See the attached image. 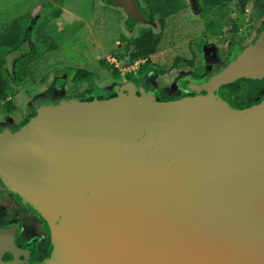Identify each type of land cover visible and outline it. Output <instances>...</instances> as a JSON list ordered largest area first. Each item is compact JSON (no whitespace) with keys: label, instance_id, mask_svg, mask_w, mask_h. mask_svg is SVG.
<instances>
[{"label":"water","instance_id":"obj_1","mask_svg":"<svg viewBox=\"0 0 264 264\" xmlns=\"http://www.w3.org/2000/svg\"><path fill=\"white\" fill-rule=\"evenodd\" d=\"M113 1L142 18L135 0ZM241 77L264 78V25L194 82L204 94L93 92L0 132L1 180L50 232L32 263L13 227L0 232V264H264V99L236 108L215 92Z\"/></svg>","mask_w":264,"mask_h":264},{"label":"rangeland","instance_id":"obj_2","mask_svg":"<svg viewBox=\"0 0 264 264\" xmlns=\"http://www.w3.org/2000/svg\"><path fill=\"white\" fill-rule=\"evenodd\" d=\"M51 1L52 0H0V33L4 31V28H7V26L16 21L22 22L25 26L26 32V37L24 39L22 38V40L17 43V47L22 44V48H14V50H10V52L5 54L6 69L13 73L17 60L29 53L32 54L33 52H37V49L39 52L37 55L41 56V54H43L41 58L39 57L38 61L35 59L37 64L40 65L39 73L42 75V79L38 82L29 79L25 88L10 86L8 88V99L13 103L11 107L8 108L3 104V100L1 101V113H12L17 119V122L11 120V125H13L14 122L18 127L23 125L25 123L24 121H28L41 104L49 102L56 103L62 100L71 99L70 97L80 99L75 95L83 89L94 90L96 87L101 93H107V91L102 89L116 90L118 86L120 87L124 84L128 86L131 84L130 80L124 78V71L128 69V67L132 68V65H129L131 63L130 57H128L130 56V53L127 52V49L129 48H120L119 54L121 56L125 55V57L123 60L116 57L117 59L115 61L113 51L116 50V47L111 46V43L108 40L107 26L104 25L103 28V23H99L96 10L93 13V7L97 9L105 7L108 11L106 8L108 5L107 0H95L94 2L93 0H71V3L68 2L59 5V8L62 7L61 16L55 20L53 19V21H51L45 28V31L56 40L59 48L50 52L48 51V41H42L43 44L39 50V42L41 39H45L40 35V33L44 31V26L42 28L41 25L45 22L44 16L46 17V15H48L49 17L52 11L58 8L52 5ZM231 3L233 4H231L227 10L228 17H231L236 21L235 29H237V36L235 38L240 42L242 41L243 46L246 47V45L251 43L258 36V32L264 25V17L256 21L254 24H251L248 21L249 11L241 12L238 10L237 0H232ZM247 8L250 9L249 6ZM30 13H32L35 20L34 23L36 24L39 21V24L41 25V28H38L39 24H36L37 26L35 27L32 26L34 33H32V30L30 31V28L28 27V24H30ZM193 14L194 13L189 9L188 14L185 15V17H179L180 20L177 34H182L184 39L179 41L178 45H183L185 48H188L187 43L189 40L192 38L199 39L198 36H200L193 24H185L183 26V22L191 23L193 19H197V15ZM92 22H94L93 26L91 24ZM231 24L226 22L224 28L228 29L232 27ZM140 26V23H138L135 31H137ZM154 26H156V24H154ZM123 39L126 40L127 36ZM230 39L231 38L225 39L222 48L227 46ZM166 50L167 47L160 48L155 55L157 56ZM110 54L112 56H110ZM108 57H111V60L115 61V65L117 64L119 68H122L121 74L118 76L114 74V70L107 63V61H109L107 59ZM102 60L106 61V65L101 63ZM79 68L90 71L91 81H75V74ZM210 69H213L212 65L210 66ZM175 73L176 72L173 71L166 75L153 77H148L146 74L136 73V83L148 87L157 85V88H161L162 90L164 87H167V85L171 86L175 83L172 81L173 74ZM62 79L64 85L61 84ZM169 92L171 91L164 89L161 91V95H169ZM88 95L90 96V94ZM160 97H162L161 99L166 98L165 96ZM21 114H24L25 116H22ZM7 130L10 129H8V126L4 121L0 122V132ZM32 222L37 227L40 225L36 220ZM26 233L29 234V230H26ZM32 233L34 234V232Z\"/></svg>","mask_w":264,"mask_h":264},{"label":"flooded vegetation","instance_id":"obj_3","mask_svg":"<svg viewBox=\"0 0 264 264\" xmlns=\"http://www.w3.org/2000/svg\"><path fill=\"white\" fill-rule=\"evenodd\" d=\"M107 2L108 5L106 6V8L109 11V21L112 26V29L108 33V40L110 41L111 46L116 47V50L113 52H116L123 47L131 48V40L140 36L142 31L144 30H151L155 34L165 36V33L167 32L166 30L169 27V35L171 36V41L174 43H170L168 47L178 45V42L184 39V37H182V34H177L178 24L180 20L179 16L180 18L181 16L185 17V15L188 14L189 9L194 13L193 15H197V19H193L191 23L183 22V26L185 24H193L197 33L200 35H197L199 39L192 38L187 43L188 48H186V52L188 53V58L192 62H184L180 66L172 68L171 70H169V72L164 74H160L159 72L154 74L155 76H161L169 74L173 71L176 72L175 74H173L172 79V81H174L175 83L171 86L167 85V87H164L162 89L171 91L169 92V95H161L162 90L161 88H157V85L148 87L142 86L143 84L139 85L136 83V73L146 74V76L148 77H153V73H151L152 71H154L153 68L149 73L148 71H140L142 65L145 64L148 57L139 58L136 61L131 62L129 65H132L133 69L131 67H128V69L124 71V78L131 81V84L128 86L132 88H144L153 92L155 91L156 96L159 100L177 99L183 96L194 95L197 93H206V91L202 89V87H204V84L200 85L203 81L200 84H195L194 82H196V80H201V78H203L204 76H208L211 73L224 68L233 58V56H235V54L237 55L238 52L242 51L245 48L242 44V41L240 42L235 38L237 36V29H235V19L228 17L227 9L231 4H233L231 3L232 1H229L228 4L225 5L219 2L216 4H203V0H183L184 8L181 12H179V16L178 13L175 12L164 18L166 22L165 28H163L161 25V14H159L160 12H157V10H154V12H152L153 9L150 0H135L136 6L142 16V18H139L137 20H134L131 17L127 10V7L124 4L115 2L113 0H107ZM247 7L245 12L249 11L250 15V9H248ZM47 20L48 15H46V17L44 16V21ZM248 21L250 22V18H248ZM34 22L35 20L32 16V13H30V24H28V27L30 28V31L32 30V33H34L32 26L35 27L37 26L36 24H39V21L36 24ZM226 22H229L230 24L232 23V27L228 29L224 28ZM138 23H140L141 26L137 29V31H135ZM250 23L254 24L255 22ZM154 24H156V26H154ZM179 35L181 38L178 41ZM126 36L128 40L123 39ZM226 38L231 39L228 41L227 46L225 48H222ZM234 43L235 47L233 46ZM1 53L2 50L0 48V56ZM110 56L112 55L110 54ZM114 57V60L116 61L117 58L115 55ZM128 57L127 59L129 60ZM107 59L109 60L107 61V63L114 70V74L117 76L121 74L122 68H119L117 64L115 65V61H112L111 57H108ZM211 65L213 66V69H210ZM118 88H122L124 89V91H127L126 84L121 85L120 87L118 86ZM94 90L83 89L81 92L79 91V93H76L75 96L79 97L81 100L89 99L91 97L88 94H92L94 91L99 97L101 93L100 90H98L96 87ZM102 90H105L108 93L114 92L115 94H117V90ZM215 92H218L225 100H227L232 106L236 108L249 107L261 102L264 99V78L256 79L252 77H241L229 83L220 85L218 90H216ZM137 93H139V91H137ZM160 96H165L166 98L161 99L162 97ZM1 101L2 100L0 99V108H2ZM8 101L10 100L8 99L6 101H3V104L6 105V102ZM22 116L25 115L23 114ZM11 120H15L17 122L15 115L8 112L4 114L1 113L0 122L4 121V123L8 126V129L14 131L18 128V125H15V122L13 123V125H11ZM0 187V232L3 233L5 232L4 230H8L12 227L14 228V242L16 244L17 251H19L18 255L21 262L32 263L42 261L47 256L50 245V232L45 227L46 222L44 218L40 214L32 211V208L29 206V204L23 203L13 191L9 190L3 183L1 178ZM35 220L40 224L38 227L32 222ZM38 228L39 230L41 228V230L39 231ZM26 230H29V234H27L28 232L26 233ZM32 232H34V234ZM3 259L6 261L13 259L12 253L9 251L5 252L3 255Z\"/></svg>","mask_w":264,"mask_h":264},{"label":"trees","instance_id":"obj_4","mask_svg":"<svg viewBox=\"0 0 264 264\" xmlns=\"http://www.w3.org/2000/svg\"><path fill=\"white\" fill-rule=\"evenodd\" d=\"M95 0H93L94 2ZM229 1L232 0H203V4H216V3H223L225 5L228 4ZM52 5L58 7L59 5H63L65 3L70 2L71 0H52ZM152 4V12L154 10L157 12H160L161 14V25L163 28L166 27L165 17L169 16L173 13H178L182 11L184 8L183 0H150ZM175 2V3H174ZM237 7L238 10L241 12H245L246 7L250 6V22H256L260 20L262 17H264V0H237ZM97 11L98 21L100 24H102L103 28L104 25L107 26V32L109 33L112 29V26L109 21V13L105 9V7L102 8H95L93 7V13ZM62 13V7H58L54 9L51 13V15L48 17V20L44 22L42 25V28L44 26V31L40 33L42 38L41 41L38 44L39 50L43 42L49 43L48 51H55L59 48L56 40L50 36L46 31L45 28L48 26V24L53 21V19H57L61 16ZM180 17V16H179ZM92 26L94 25V22L91 23ZM41 25H38V28H41ZM91 26V25H90ZM169 27V25H168ZM115 28V26H114ZM113 28V29H114ZM170 28V27H169ZM169 28L166 30L165 36H161L160 34H155L151 30H144L142 31L141 35L131 40L132 47L127 49V52L130 53V60L131 62L136 61L139 58L148 57L145 64L141 67V72L148 73L154 69L151 73L156 74L159 72L160 74H164L169 72L172 68L178 67L184 62H192L188 57V53L186 52V48L181 45H175L173 47H168L170 43H174L171 41V36L169 35ZM45 33V34H44ZM26 35L25 32V26L22 24V22H13L7 28H4V31L0 33V48L2 50L1 53V63H0V99L3 101L8 100L9 93L8 88L10 86H16L18 88H25L26 84H28V80L32 79L34 82H38L42 79V75L39 73L40 71V65L37 64V61L39 60V57L41 58L43 54L37 55V52H33L32 54H28L24 57H21L17 60L15 69L13 73L6 69L5 64V54L9 52L10 50H14V48H22L21 46L17 47V43L24 39ZM180 35L178 38V41L180 40ZM109 39V38H108ZM167 47L166 51L161 52L157 56L155 55L160 48ZM42 51V50H41ZM44 51V50H43ZM119 51V50H118ZM113 52L116 57H118L120 60H123L124 56H121L119 52ZM152 54V55H151ZM187 55V57H186ZM37 61H36V60ZM101 63L103 65H106V61L102 60ZM117 72V71H116ZM130 77V75H129ZM75 81L81 82V81H91V73L90 71L79 68L75 74ZM116 94L114 92L110 93H100L99 98L103 97H110L115 96ZM89 99H92L89 98ZM12 102L8 101L6 102V105L8 108L12 106Z\"/></svg>","mask_w":264,"mask_h":264}]
</instances>
